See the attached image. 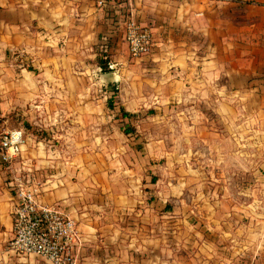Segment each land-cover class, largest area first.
Returning a JSON list of instances; mask_svg holds the SVG:
<instances>
[{"label":"crops","instance_id":"crops-1","mask_svg":"<svg viewBox=\"0 0 264 264\" xmlns=\"http://www.w3.org/2000/svg\"><path fill=\"white\" fill-rule=\"evenodd\" d=\"M131 18L153 32L152 50L137 58L146 74L140 80L106 72L109 96L118 89L123 97L153 98L152 104L253 98V126L264 128V0H0V133L20 128L27 141L15 161L0 160V264H52L9 246L11 181L26 169L38 177L41 202L57 203L76 221L83 243L75 264L166 262L162 242L169 235L160 225L153 232L146 184L153 165L143 149L136 147L135 167L121 165L118 179L105 171L104 158L76 147L56 155L39 135L56 127L57 113L70 111L57 105V96L70 95L71 69L77 59L88 65L90 45L129 52ZM242 106L248 114L249 104Z\"/></svg>","mask_w":264,"mask_h":264},{"label":"rangeland","instance_id":"rangeland-1","mask_svg":"<svg viewBox=\"0 0 264 264\" xmlns=\"http://www.w3.org/2000/svg\"><path fill=\"white\" fill-rule=\"evenodd\" d=\"M111 46L90 45L88 65L80 59L73 65L70 95L57 96V105L70 111L55 115L52 130L39 131L45 147L56 155L75 147L96 154L118 179L121 165L134 168L136 147L143 149L153 165L146 183L153 232L160 225L170 236L162 242L164 264H264V128L253 126L256 99L161 98L152 104L153 98L123 97L117 89L110 107L112 91L98 57L126 77L146 74L128 49Z\"/></svg>","mask_w":264,"mask_h":264},{"label":"built area","instance_id":"built-area-1","mask_svg":"<svg viewBox=\"0 0 264 264\" xmlns=\"http://www.w3.org/2000/svg\"><path fill=\"white\" fill-rule=\"evenodd\" d=\"M104 2L100 0L101 5ZM126 40L130 55L135 58L150 53L154 45L153 32L132 18L126 22ZM26 142L23 129L1 132L0 160L5 163L15 161ZM11 184L15 199L10 248L20 254L39 255L52 264H75L78 249L83 243L76 221L57 203L41 202L43 191L34 173L19 170Z\"/></svg>","mask_w":264,"mask_h":264},{"label":"trees","instance_id":"trees-1","mask_svg":"<svg viewBox=\"0 0 264 264\" xmlns=\"http://www.w3.org/2000/svg\"><path fill=\"white\" fill-rule=\"evenodd\" d=\"M98 63H99V66L102 68V71L103 72H111L112 69L110 67V60L109 59H105L104 56L102 57V55L100 57H98ZM116 93H114L112 96H110L108 98V103L110 105V107H113V102H114V99L116 98V94H117V90L115 91ZM123 114L125 116H130L131 114L126 112V111H123Z\"/></svg>","mask_w":264,"mask_h":264}]
</instances>
